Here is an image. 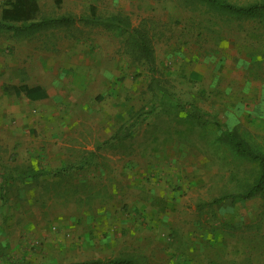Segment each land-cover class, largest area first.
<instances>
[{"label": "rangeland", "instance_id": "1", "mask_svg": "<svg viewBox=\"0 0 264 264\" xmlns=\"http://www.w3.org/2000/svg\"><path fill=\"white\" fill-rule=\"evenodd\" d=\"M39 3L23 30L61 21L22 40L43 41L55 57L44 72L57 73L36 102L0 93V264H264V195L232 199L258 169L223 138L235 131L264 153V13ZM20 41L0 28L13 81ZM73 52L83 73L62 64Z\"/></svg>", "mask_w": 264, "mask_h": 264}, {"label": "crops", "instance_id": "2", "mask_svg": "<svg viewBox=\"0 0 264 264\" xmlns=\"http://www.w3.org/2000/svg\"><path fill=\"white\" fill-rule=\"evenodd\" d=\"M42 0H36V4H37V12L35 15L37 14H41V4L39 3ZM47 1H52L53 3H57V6L60 5H65V2H75L76 5L80 4V5H84L85 3H87V6L89 5L88 8V12L90 14H94L96 12H98L97 10V4L96 2L99 0H47ZM65 3V4H64ZM96 6L95 9L92 8L91 6ZM6 8V6L4 5L3 9ZM2 8L0 9V22H3L1 20L2 17ZM35 17V16H34ZM33 17V18H34ZM24 22H3L4 25L3 27L0 26V28H2L3 31H7L9 34L13 33L18 35L20 37V42L17 45H14V52H15V56L17 57V60H15V65L17 64L20 67V70L18 71L19 73V77L16 78V80H12L11 78H9V76H11L13 68H12V61H11V55L8 57H6L4 55V52H1L0 54L3 55V58L0 57V62L3 60V64H4V69H3V73L6 74L4 75V80L3 82L0 81V87H2V89L0 90L1 96L3 97V99H6V95H10V92L12 91V88H24L25 92H20L19 94L24 96L26 99H28V96H36L35 101H38V98L42 97V96H47V91L46 88L48 86V81H50V83L52 84V81L49 77L48 74H56L57 72L53 71L46 73L44 72L45 68L43 66V64H41L43 62V58H48L51 59V64H54V59L55 57H53L52 55H46L45 57V53L43 52V41H30V40H22L23 36H28L29 33H33L36 32L38 33L40 30H42L43 27L45 26H40V27H32V28H28L27 30H23L22 29V25ZM34 23V22H33ZM89 42V41H88ZM11 45V42H9ZM55 43H52V45L54 46ZM68 44V48H72L69 45H71V43H66ZM4 45H6L4 43ZM85 45L86 43H84V45L82 43H80V49H84L85 50ZM74 48L75 45H73ZM73 48V49H74ZM4 49L2 48V45H0V51ZM11 49V46H9V50ZM103 50V49H102ZM77 52H73L70 53L66 56H64L63 58V62L62 64H66L69 70H72V72H82L83 70L81 68H75V65H78L77 62L75 61ZM81 55V54H79ZM85 55V53L83 54V56ZM31 61H28V60ZM70 59H73L72 61H70ZM30 64L29 66L32 67H27V65ZM34 66V67H33ZM26 72V73H25ZM56 72V73H55ZM24 73V74H23ZM10 84V85H9ZM26 91L29 92L30 95H26ZM8 98V96H7Z\"/></svg>", "mask_w": 264, "mask_h": 264}, {"label": "trees", "instance_id": "3", "mask_svg": "<svg viewBox=\"0 0 264 264\" xmlns=\"http://www.w3.org/2000/svg\"><path fill=\"white\" fill-rule=\"evenodd\" d=\"M209 5H212L219 10L228 12L233 15L243 16V17H254L256 15L264 13V2L260 4H254L245 7H237L229 4H225L218 0H201ZM4 5L6 8L3 9ZM2 7V17L3 22H28L33 19L37 12L36 0H12L7 4L4 2ZM61 20H53L50 22L34 23L30 24L28 28L40 27L48 23H58ZM3 27L4 25H1ZM14 93L25 92L24 88H12ZM26 95H30L26 91ZM29 98L35 99L36 96H28ZM43 97V96H42ZM40 97V98H42ZM193 117L195 119H202L203 115H200L197 111H192ZM224 141L233 149L234 153L241 157L247 159L250 163L255 164L258 169V175L254 184L246 191V193L233 197L232 199H240L243 201L252 200L258 196L264 195V153L257 152L252 149L249 144L235 131H227L223 134ZM218 200L217 202L222 201ZM107 264H134L127 260H117L112 262H107Z\"/></svg>", "mask_w": 264, "mask_h": 264}, {"label": "built area", "instance_id": "4", "mask_svg": "<svg viewBox=\"0 0 264 264\" xmlns=\"http://www.w3.org/2000/svg\"><path fill=\"white\" fill-rule=\"evenodd\" d=\"M4 0H0V9L3 7Z\"/></svg>", "mask_w": 264, "mask_h": 264}]
</instances>
